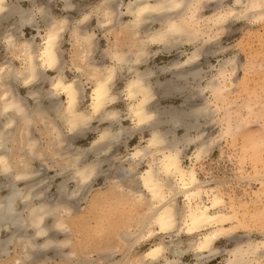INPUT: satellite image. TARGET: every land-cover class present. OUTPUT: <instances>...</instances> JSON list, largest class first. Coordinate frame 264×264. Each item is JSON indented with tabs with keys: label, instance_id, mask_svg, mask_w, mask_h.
<instances>
[{
	"label": "clouds",
	"instance_id": "clouds-1",
	"mask_svg": "<svg viewBox=\"0 0 264 264\" xmlns=\"http://www.w3.org/2000/svg\"><path fill=\"white\" fill-rule=\"evenodd\" d=\"M250 125L264 180V0H0V264H264V198L200 199Z\"/></svg>",
	"mask_w": 264,
	"mask_h": 264
},
{
	"label": "rangeland",
	"instance_id": "rangeland-1",
	"mask_svg": "<svg viewBox=\"0 0 264 264\" xmlns=\"http://www.w3.org/2000/svg\"><path fill=\"white\" fill-rule=\"evenodd\" d=\"M86 2V0H85ZM27 6V5H25ZM77 13L73 12L70 13V16H75ZM239 27V26H237ZM32 30L31 29H25V33L26 35L31 34ZM240 33L236 32L234 34V36L229 37V40H233V39H238L239 38V47L241 49L242 52H244L245 58L247 59V57L254 51H256L255 48L252 47V45L255 43V39L257 38L258 34L255 33H251L248 32L247 30H245V32L239 37ZM103 44V42H102ZM176 55L173 54L172 56H161L158 57L156 62L159 63L161 61L167 62L168 60L171 59H175ZM167 79V77H161V80H165ZM249 82L246 78V74L242 75L241 77V90L242 91H247L249 88ZM254 86V84L252 85ZM23 91V90H22ZM165 104H178L179 100L176 98H164L163 101ZM255 130L257 131V126L256 125H250L248 126L247 130ZM92 138L91 135H89L88 139L90 140ZM236 140V139H235ZM233 140H228V141H222L220 145H218L216 147V149L212 152L211 156L204 161L201 165H200V173H201V178L203 179L205 174H211L212 176H214L216 178V181H214V183L216 185H219L224 189V191H226L228 194V200L227 202L232 205V203L236 204L239 206L241 204V207L239 206L238 210H243L242 207H244V205L242 203H246L247 206L249 208H255L256 202L259 201L262 196H259L260 198H258V195H255L254 190L257 189V187L259 186V182L257 180L253 178H248L242 182H240L239 184H234L232 183V177L234 175V173L236 172V170L240 167H242V169H244V171H250L253 172L252 168H250L251 162H249L248 160H245V162L243 163L240 162V158L239 156L241 155V151H240V145L241 144V138H237L236 141L232 142ZM135 140L131 141L130 143H134ZM78 143L80 144H86L87 141L86 140H79ZM191 153V150H190ZM238 156V157H237ZM239 161V162H238ZM189 160L185 161V165L189 164ZM242 163V164H241ZM240 166V167H239ZM243 171V172H244ZM249 175V174H248ZM249 177V176H248ZM233 186V187H232ZM232 195V196H231ZM254 195V197H253ZM232 197V199L230 198ZM256 197V198H255ZM264 197V196H263ZM254 198V199H253ZM258 198V199H257ZM237 202H232L230 200H235ZM238 199H239V203H238ZM257 199V200H255ZM245 200V201H244ZM254 200V201H252ZM240 201L242 203H240ZM231 202V203H230ZM82 226H83V220H82ZM231 246V242L226 241V240H220L217 242V246ZM184 263H189L191 261H193V256L191 254L185 256L184 258ZM221 258L217 257L216 259L212 260L210 262V264H214L217 263V261H220Z\"/></svg>",
	"mask_w": 264,
	"mask_h": 264
},
{
	"label": "bare ground",
	"instance_id": "bare-ground-1",
	"mask_svg": "<svg viewBox=\"0 0 264 264\" xmlns=\"http://www.w3.org/2000/svg\"><path fill=\"white\" fill-rule=\"evenodd\" d=\"M168 86L167 85H165V88H167ZM257 131H255V130H250V129H248V130H246L244 133H242L240 136H239V138H241V144H239L240 145V151H241V155L239 156V158H240V162H242L243 161V163L245 162V160H248L249 162H251L250 161V159H249V157H248V155H247V152H248V147H247V142H251V143H254L255 142V140H254V134L256 133ZM237 140V139H236ZM236 140H233L232 142H234V141H236ZM238 157V156H237ZM190 161V160H189ZM239 162V161H238ZM191 163V161L189 162V164ZM242 164V163H241ZM188 165V164H187ZM186 165V166H187ZM240 167V166H239ZM166 168L169 170V171H175V170H177L178 169V164H177V162H176V160L175 159H173V158H170L169 160H168V162H167V164H166ZM250 168H252V170H253V172H251V169H250V171H244V169H242V167H240V168H238V169H241L242 170V172H243V174L245 175V176H249L248 178H253L254 177V179L255 180H257L258 182H259V186L257 187V189H255L254 190V192H255V195H258L257 197L258 198H260L259 196H262V198H264L263 196H264V180H261V179H259V177L256 175V171H255V169H256V165L253 163V162H251V165H250ZM249 174V175H248ZM247 178V179H248ZM186 181L184 180V177H183V175L181 174V183H185ZM218 185H216L214 182L213 183H211V184H209V185H207L206 186V188L204 189V190H201V194H200V199L201 200H212L213 202H215V197L214 196H212V197H209L208 195H206L205 193L207 192V191H210V190H212V189H215L216 187H217ZM233 187V186H232ZM229 194V193H228ZM185 195H190V193H188L187 191L185 192ZM232 196V195H231ZM253 197H254V195H253ZM231 199H232V197H230ZM256 198V197H255ZM257 198V199H258ZM254 199V198H253ZM257 199H255V200H257ZM235 200V199H234ZM229 201V200H228ZM230 201H232V202H237L236 200L235 201H233V200H230ZM245 201V200H244ZM252 201H254V200H252ZM231 203V202H230ZM238 203H239V199H238ZM240 203H242L241 201H240ZM247 203V202H246ZM244 204V203H242L243 205H244V207H242L243 208V210L241 211V210H238V208H239V206L241 207V204L238 206L237 205V207H236V204L234 203H232V205H230L228 202H227V207H228V210L227 211H225V212H222V213H216V212H212L211 213V215H221V216H227V215H229V214H231V215H236L237 213H239V214H241V215H245V214H250V213H255V211H256V207L255 208H249L248 206H247V204ZM240 209V208H239ZM202 219H203V217H196V216H193V221H194V223L195 224H199V223H201L202 222ZM166 221V218H164V217H162L161 218V222L162 223H164ZM204 237H205V239H203V240H200L199 241V243H198V245H197V247H199V246H201V245H203V244H206L208 241H207V236H208V232L207 231H204ZM218 247H224V246H218ZM228 247H230V246H228ZM184 264H193V261H191V262H189V263H184ZM214 264H221V260L220 261H217V263H214Z\"/></svg>",
	"mask_w": 264,
	"mask_h": 264
}]
</instances>
